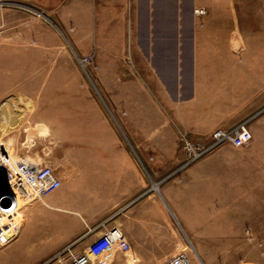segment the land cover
Masks as SVG:
<instances>
[{"label":"crops","instance_id":"1","mask_svg":"<svg viewBox=\"0 0 264 264\" xmlns=\"http://www.w3.org/2000/svg\"><path fill=\"white\" fill-rule=\"evenodd\" d=\"M8 1L19 3L15 13L22 24L29 22L30 9L50 15L54 45L58 40L60 46L66 35L70 46H84L85 52L121 66L133 64L120 67L119 74L136 75L153 114L151 135L131 140L138 148L150 144L151 157L158 161L177 159L181 134L205 137L235 125L245 110L256 109L255 102L246 105L247 96L264 94V74H207L206 64L216 54L209 40L213 31L199 24L201 14L193 2L188 6L189 0H0L5 21L10 11L3 3ZM233 37L225 38L228 59ZM89 106L96 112L89 117L55 113L48 125V160L60 185L25 209L17 236L4 248L12 264H65L66 246L80 253L112 228L129 242V254L114 252L111 262L102 255L89 264H125L129 256L134 264H162L189 246L167 202L185 207L193 221L197 203L181 202L180 192L176 198L165 191L157 196L147 188L133 156L120 151V119L102 117L98 106ZM144 146L135 154L149 160Z\"/></svg>","mask_w":264,"mask_h":264},{"label":"rangeland","instance_id":"2","mask_svg":"<svg viewBox=\"0 0 264 264\" xmlns=\"http://www.w3.org/2000/svg\"><path fill=\"white\" fill-rule=\"evenodd\" d=\"M188 2L203 11L199 24H208L213 31L209 40L216 54L211 65L205 62L207 74H264V0ZM3 6L10 13L7 21L0 17V151L13 161L51 165L48 125L53 115L89 117L96 113L89 105L95 104L102 117L120 119V151L133 156L147 188L157 196L165 191L176 198L180 192L181 202L197 203L194 222L185 207L167 202L177 227L190 239L185 240L188 248L178 253H187L192 264H264V94L248 95L246 105L255 102L256 109L245 110V117L234 123L246 121L251 132L248 144L234 147L223 142L207 150L217 128L205 137L186 133L203 152L187 162L180 139L177 159L170 163L164 151L166 158L158 161L151 157L150 144L138 148L131 140L151 135L153 114L136 75L119 74L120 67L127 70L133 64L121 66L109 57L95 56L94 51L85 52L84 46H70L66 35L61 36L60 46L58 40L54 45L50 15L30 9L29 22L22 24L15 13L18 2ZM229 33L234 37L228 59L224 44ZM144 145L149 160L136 155ZM36 200L18 201L13 212L16 225ZM195 227L202 232L196 234L197 241ZM8 244L0 246V264H12L5 257Z\"/></svg>","mask_w":264,"mask_h":264},{"label":"built area","instance_id":"3","mask_svg":"<svg viewBox=\"0 0 264 264\" xmlns=\"http://www.w3.org/2000/svg\"><path fill=\"white\" fill-rule=\"evenodd\" d=\"M195 13L202 14L201 9H196ZM84 59H87L84 58ZM182 148L185 151L188 161L197 158L203 151H198L188 140L185 134L180 135ZM251 140V132L246 121L237 125L222 129L217 128L210 136L211 147L227 142L234 147H242ZM60 185V180L54 169L47 164H40L27 160L13 161L8 154L0 151V245H5L14 237L19 230V225L14 222L13 212L18 206L19 200L33 197L42 198L53 192ZM114 252L125 254L130 252V244L123 234L112 228L94 238L84 251L78 253L73 251L71 245L66 246L62 253L67 255L65 264H89L99 256H106L108 262L114 258ZM129 256V255H128ZM125 264H134L132 256L127 257ZM162 264H192L189 256L185 252H180L168 258Z\"/></svg>","mask_w":264,"mask_h":264},{"label":"bare ground","instance_id":"4","mask_svg":"<svg viewBox=\"0 0 264 264\" xmlns=\"http://www.w3.org/2000/svg\"><path fill=\"white\" fill-rule=\"evenodd\" d=\"M18 205H20V203H19ZM12 239H13V237L11 238V240H12ZM11 240H9V242H10ZM9 242H8V243H9ZM8 243H7V244H8ZM5 245H6V244H5ZM0 246H1V245H0Z\"/></svg>","mask_w":264,"mask_h":264}]
</instances>
